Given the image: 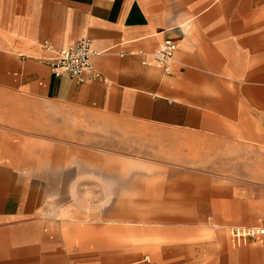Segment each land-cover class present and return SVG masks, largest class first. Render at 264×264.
I'll use <instances>...</instances> for the list:
<instances>
[{
  "label": "crops",
  "instance_id": "crops-1",
  "mask_svg": "<svg viewBox=\"0 0 264 264\" xmlns=\"http://www.w3.org/2000/svg\"><path fill=\"white\" fill-rule=\"evenodd\" d=\"M86 36L106 81L56 76ZM167 39L170 71L143 64ZM232 180L264 181V0H0V264H126L136 230L102 213L264 201ZM225 259L264 264V240Z\"/></svg>",
  "mask_w": 264,
  "mask_h": 264
},
{
  "label": "rangeland",
  "instance_id": "rangeland-1",
  "mask_svg": "<svg viewBox=\"0 0 264 264\" xmlns=\"http://www.w3.org/2000/svg\"><path fill=\"white\" fill-rule=\"evenodd\" d=\"M184 182L196 185L203 181L185 180ZM229 182L264 183L260 180L220 181V183ZM198 191L190 190L176 196V200L181 203H188L187 206L180 207H196ZM256 201V199H248L238 203L231 216L224 217L209 211H110L106 215L102 213L104 219H98L100 221L97 222L108 225L110 229L124 225L136 230L137 233H134V237L131 233L130 239L134 241V246H140V257L126 260V264H227L226 254L238 251L254 242L251 239L247 244L234 246L229 227L264 225V201L260 204ZM156 207L167 206L157 205ZM173 207L176 206L173 205ZM110 220L121 222H110ZM256 245L262 244L256 242ZM113 263L120 264L114 260Z\"/></svg>",
  "mask_w": 264,
  "mask_h": 264
},
{
  "label": "built area",
  "instance_id": "built-area-1",
  "mask_svg": "<svg viewBox=\"0 0 264 264\" xmlns=\"http://www.w3.org/2000/svg\"><path fill=\"white\" fill-rule=\"evenodd\" d=\"M177 50V43L167 39L160 43L157 49L150 52L142 60L143 64L150 60L163 65L167 72L170 71L173 63L174 53ZM97 52L92 46L90 37H83L75 43L59 50L55 60L51 63L52 71L56 76L63 73L69 75L78 83L90 80L106 81L104 75L99 72L93 61ZM231 240L234 246L241 245L249 239L262 242L264 240V226H230Z\"/></svg>",
  "mask_w": 264,
  "mask_h": 264
}]
</instances>
